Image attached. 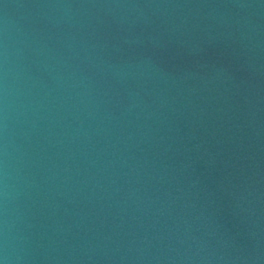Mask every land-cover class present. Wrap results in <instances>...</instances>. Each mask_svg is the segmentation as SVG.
I'll return each mask as SVG.
<instances>
[{
	"label": "water",
	"instance_id": "1",
	"mask_svg": "<svg viewBox=\"0 0 264 264\" xmlns=\"http://www.w3.org/2000/svg\"><path fill=\"white\" fill-rule=\"evenodd\" d=\"M0 264H264V0H0Z\"/></svg>",
	"mask_w": 264,
	"mask_h": 264
}]
</instances>
